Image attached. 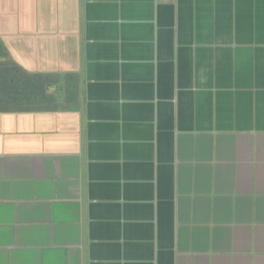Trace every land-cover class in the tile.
I'll list each match as a JSON object with an SVG mask.
<instances>
[{"label":"crops","instance_id":"0c3cea01","mask_svg":"<svg viewBox=\"0 0 264 264\" xmlns=\"http://www.w3.org/2000/svg\"><path fill=\"white\" fill-rule=\"evenodd\" d=\"M0 264H264V0H0Z\"/></svg>","mask_w":264,"mask_h":264}]
</instances>
